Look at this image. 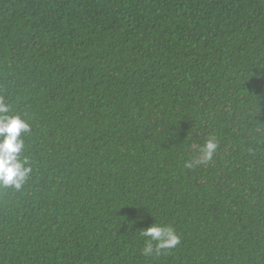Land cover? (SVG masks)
Instances as JSON below:
<instances>
[{
    "label": "trees",
    "instance_id": "obj_1",
    "mask_svg": "<svg viewBox=\"0 0 264 264\" xmlns=\"http://www.w3.org/2000/svg\"><path fill=\"white\" fill-rule=\"evenodd\" d=\"M0 98V264H264V0H0Z\"/></svg>",
    "mask_w": 264,
    "mask_h": 264
},
{
    "label": "clouds",
    "instance_id": "obj_2",
    "mask_svg": "<svg viewBox=\"0 0 264 264\" xmlns=\"http://www.w3.org/2000/svg\"><path fill=\"white\" fill-rule=\"evenodd\" d=\"M10 107L0 98V187H14L19 190L25 183L31 167L26 157L21 158L25 147L22 134L30 131V125L21 119L19 115H9ZM217 148L214 138H210L200 149L199 155L186 164L193 168L199 164L210 161ZM150 237V242L144 249L145 255L153 252L151 241H155L159 252L160 249H169L180 243L179 236L171 227L152 225L142 233Z\"/></svg>",
    "mask_w": 264,
    "mask_h": 264
}]
</instances>
